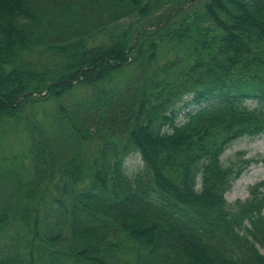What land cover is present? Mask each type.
Listing matches in <instances>:
<instances>
[{"label":"trees","instance_id":"obj_1","mask_svg":"<svg viewBox=\"0 0 264 264\" xmlns=\"http://www.w3.org/2000/svg\"><path fill=\"white\" fill-rule=\"evenodd\" d=\"M14 133L0 264H264V181L224 197L264 156L221 160L264 134V0H0Z\"/></svg>","mask_w":264,"mask_h":264},{"label":"rangeland","instance_id":"obj_2","mask_svg":"<svg viewBox=\"0 0 264 264\" xmlns=\"http://www.w3.org/2000/svg\"><path fill=\"white\" fill-rule=\"evenodd\" d=\"M169 20V19H168ZM130 19L121 21L123 25L132 23ZM180 106V104H179ZM246 106L254 108L255 103L247 102ZM198 108L197 105L191 104L187 109L181 110L176 119V123L182 124L185 121L184 114L188 111H194ZM42 109L51 110L50 105L42 106ZM39 110V109H38ZM40 111V110H39ZM27 139L24 135H17L14 133L12 136H6L0 139V159L10 157L11 155L21 154L25 150V143ZM244 152L245 157H253L256 155L264 156V134L254 138L241 137L227 148L221 157L224 165H227L230 159L233 158L237 152ZM1 165V164H0ZM5 165V164H4ZM128 175H133L143 169V163L138 154L130 155L124 164ZM264 181V165L262 163L250 165L236 180H234L230 188L226 191L224 197L227 202L233 203L238 200H245L249 196V187L257 182ZM259 251L264 255V248L259 247Z\"/></svg>","mask_w":264,"mask_h":264}]
</instances>
